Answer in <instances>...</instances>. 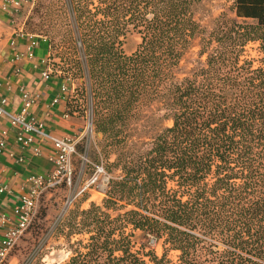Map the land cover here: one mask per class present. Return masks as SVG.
Wrapping results in <instances>:
<instances>
[{
  "label": "trees",
  "instance_id": "trees-1",
  "mask_svg": "<svg viewBox=\"0 0 264 264\" xmlns=\"http://www.w3.org/2000/svg\"><path fill=\"white\" fill-rule=\"evenodd\" d=\"M201 1L65 0L60 77L85 79L120 174L63 219L69 256L53 264H264V0H233L210 29ZM196 38L203 60L179 78ZM150 102L171 125L146 146L128 122Z\"/></svg>",
  "mask_w": 264,
  "mask_h": 264
},
{
  "label": "rangeland",
  "instance_id": "rangeland-1",
  "mask_svg": "<svg viewBox=\"0 0 264 264\" xmlns=\"http://www.w3.org/2000/svg\"><path fill=\"white\" fill-rule=\"evenodd\" d=\"M233 0H202L195 10V18L205 29H210L215 18L222 13L232 15ZM9 28V29H8ZM70 21L65 0H32L20 9L16 20L11 23L0 16V38L8 31L20 30L24 34L45 39L49 45L48 62L52 75L63 76L62 56L68 51L65 41ZM19 32V31H17ZM141 38L136 30L130 29L124 36L122 48L125 53L133 52ZM199 38L194 39L184 53L177 76L189 75L203 57H199ZM254 56L255 52L247 47ZM63 78L71 92L68 96L69 114L80 122L74 137L76 153L73 155V174L70 185H61L46 191L39 199L36 217L10 253L5 264H53L62 263L69 256L68 241L63 235L62 221L73 210H83L91 203L102 204L105 189L110 179L120 171L110 166L115 155L108 140L94 130L92 106L89 92L82 89L84 78ZM171 121L164 117V110L155 102L142 104L128 122L134 140L149 144L150 141ZM94 179V182L92 180ZM78 236H74V241ZM158 253L161 247L156 246ZM174 258V253H171Z\"/></svg>",
  "mask_w": 264,
  "mask_h": 264
},
{
  "label": "crops",
  "instance_id": "crops-1",
  "mask_svg": "<svg viewBox=\"0 0 264 264\" xmlns=\"http://www.w3.org/2000/svg\"><path fill=\"white\" fill-rule=\"evenodd\" d=\"M0 16L9 21L1 11ZM49 55L45 39L19 29L0 38V218L6 217L8 223L16 219L14 211L26 193L28 178L53 171L56 152L51 137L72 138L80 124L68 114L71 89L63 78L51 74ZM27 97L32 100L27 120L43 124L32 134L22 132L9 118ZM18 136L31 140L19 141ZM3 230L0 226V237Z\"/></svg>",
  "mask_w": 264,
  "mask_h": 264
},
{
  "label": "built area",
  "instance_id": "built-area-1",
  "mask_svg": "<svg viewBox=\"0 0 264 264\" xmlns=\"http://www.w3.org/2000/svg\"><path fill=\"white\" fill-rule=\"evenodd\" d=\"M29 2L32 0H0V11L9 17L11 23H14L22 6ZM48 69L50 70V68ZM31 103V98L27 97L19 112L9 115L11 123L27 134H32L36 129L43 127L42 123L27 120L26 115ZM2 111L0 108V113ZM17 139L30 141L31 137L24 139L22 136H18ZM51 139L56 152L53 171L45 177L30 176L28 178L26 193L15 208L16 219L13 222L8 223L4 216L0 218V226H4L3 235L0 237V264L6 263L12 250L32 225L40 197L51 188L71 184L76 141L68 137H51Z\"/></svg>",
  "mask_w": 264,
  "mask_h": 264
}]
</instances>
